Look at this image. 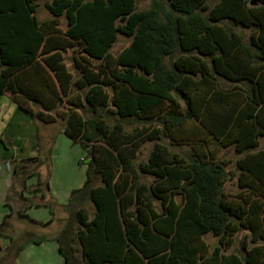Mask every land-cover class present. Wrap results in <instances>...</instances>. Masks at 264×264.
Returning a JSON list of instances; mask_svg holds the SVG:
<instances>
[{
    "label": "trees",
    "instance_id": "obj_1",
    "mask_svg": "<svg viewBox=\"0 0 264 264\" xmlns=\"http://www.w3.org/2000/svg\"><path fill=\"white\" fill-rule=\"evenodd\" d=\"M39 1L0 0V94L33 120L63 122L88 156L63 207L74 221L57 239L65 263L80 264L76 250L84 264H264V0H150L144 11L136 0H51L44 22ZM117 35L131 40L113 56ZM142 139L153 145L135 165ZM184 141L188 156L170 150ZM230 147L236 197L217 158ZM242 229L254 245L238 255L202 241L227 246Z\"/></svg>",
    "mask_w": 264,
    "mask_h": 264
},
{
    "label": "rangeland",
    "instance_id": "obj_2",
    "mask_svg": "<svg viewBox=\"0 0 264 264\" xmlns=\"http://www.w3.org/2000/svg\"><path fill=\"white\" fill-rule=\"evenodd\" d=\"M42 1V0H41ZM38 2L39 6L36 12V17L39 22H44L49 19H51V16L47 13V11L43 7V1ZM216 0H208L209 4H212ZM253 3V1H252ZM150 6V0H136V9L138 11H144L148 9ZM59 24L61 28H64L65 26V20L64 18H61L59 20ZM237 32H240L244 35V37H247L249 34V30H242L240 28H235ZM130 38L117 35L116 41L113 44L112 48L110 49V54L113 56H116L119 54L130 42ZM71 54L72 51L68 50L63 55V63L65 64L67 70L71 73L73 77L77 76L76 71L73 69L72 63H71ZM225 87H229L228 84L224 85ZM75 93L72 91L70 94V97H73ZM10 103V102H9ZM62 105L65 108H67L69 105L63 101ZM39 110V108L35 107L34 111ZM0 122L1 117L5 114H8L7 107L3 105V107L0 109ZM39 122V121H38ZM42 124V122H40ZM3 129H1V133L6 135V127L8 123L3 122ZM46 127H49L48 130L50 131L53 140L56 145L54 149L49 152H44L43 157L41 161L38 160V164H40L37 167L39 175H32L29 178L25 180V177L23 179H20L19 177L16 179V184L21 186V188L26 186L27 188H32L34 186H37L38 184L41 185L42 189H45L48 186V192L51 195H55V198H59L63 195H65L69 190H73L78 188L79 185L83 182L85 178V170L88 163V156L86 152H84L78 145L72 144L70 139L65 136L63 133L59 135V131L63 132V122L57 121L54 124H43ZM137 127L139 129L141 127L140 124H134L129 125L126 127L127 131H132L133 128ZM40 132V129H39ZM27 131H22L20 127L15 129L13 132L14 137H10V140L5 141L4 146L6 148H9L10 153L7 159L9 160H3L0 157V192L2 189H4L6 185V180L10 181L14 165L19 162L20 156L25 157V154H28L30 152V149L32 147L33 141L30 139V137H26ZM54 133V134H53ZM41 135V133H39ZM168 144V141L165 142ZM153 143L147 141V139H142L141 144L139 147L138 152L136 153V157L134 159L135 165H138V163H142L146 161L147 156L149 155ZM173 146L169 147L172 152H176L182 156H188L189 154V141L181 142L180 144H172ZM0 147L2 148V143L0 141ZM1 150V149H0ZM51 152H53V159L51 158ZM1 156V155H0ZM239 156L234 153L232 147L224 149L219 151L218 153V159L221 161H224L226 163V171L228 173L226 182L224 184V192L231 195L232 197H236L239 193V189L236 186V179L233 178V175L230 173L236 174L235 171V161ZM35 165H32L29 167V172H32L35 170ZM33 169V170H32ZM27 173V168L25 169ZM25 173V172H23ZM17 177V176H15ZM141 182L149 183L151 181L150 177H141ZM99 182H95L93 185H98ZM27 195H30V193L27 192ZM13 196L17 197V193L13 191ZM181 196L176 197V199L179 201ZM157 207V205L155 204ZM26 212V215L30 214L31 216H35L40 220L41 222H47L52 219L53 224H51L49 227H46L44 231L46 236H49V234L53 233L56 230V226L60 224L59 221L53 220L55 216V210L53 208H38L37 206H33ZM86 209L91 214V206L87 205ZM10 208L9 206H3L2 203H0V214H7L9 212ZM62 211L64 213L65 219L62 222L63 227L69 225L70 223L74 225V221L71 216H68V213L64 208H62ZM57 212V216H58ZM29 216V215H28ZM2 218V215L0 217V220ZM13 224L14 229L18 230L17 220L16 217L13 218ZM24 224L27 225V227L31 230H35V226L31 224L28 221H23ZM43 231V232H44ZM42 233V232H41ZM202 241L208 246L209 253L212 252L215 248H219L221 252L224 254H241L243 253V247L249 248L254 244L250 243L249 235L247 230L242 229L237 234L233 236L231 239V243L229 245H221L219 244L218 238L212 237L210 234H207L202 237ZM71 247L77 249L78 243L76 240H73L70 242ZM256 244H263L262 241H257Z\"/></svg>",
    "mask_w": 264,
    "mask_h": 264
},
{
    "label": "crops",
    "instance_id": "obj_3",
    "mask_svg": "<svg viewBox=\"0 0 264 264\" xmlns=\"http://www.w3.org/2000/svg\"><path fill=\"white\" fill-rule=\"evenodd\" d=\"M42 1L43 6L47 2H51V0ZM3 105L7 107L8 114H5L1 117L0 131L3 129V122L8 123V125L6 127L7 136H4V134L0 132V141L2 143V148L0 147V157L3 160H9L7 158L9 156L10 150L4 146V143L5 141L10 140V137H14L12 134L18 127H20L22 131H25L26 129L27 133L25 135L26 137H30V139L33 141V145L30 149V152L25 154V157L20 156V159L18 160L19 162L14 165L15 167L13 168L10 181L7 178L6 185L0 192V203H2L3 206H9L10 208L7 214H0V217L2 215L0 224L3 217L8 216V224L0 230V264H66L64 257L59 251V242L57 239L61 235L63 229L61 221H64L65 219L62 208L67 203L72 190H69L65 195L59 198H55V195H51L48 192V186L45 189H42L41 185L38 184L37 186L29 189L26 186L21 188V186L16 184V179L18 177L20 179L25 177L26 180L32 175H39L37 167L40 164L37 162L38 160L41 161L44 152H49L50 150L52 151L54 149L56 140L54 142L53 137L48 130L49 127H46L40 122L33 120L25 112L18 110L15 103L11 100L9 94L7 93L0 94V109L3 107ZM39 133H41V135H39ZM61 133L62 132L59 131V135ZM46 149L49 151H46ZM52 153L53 152H51V158L53 159ZM33 157L37 158V161L23 162L25 159ZM32 165H35V170L29 172L28 168ZM26 168L27 173L25 170ZM83 182L78 186V188L82 186ZM13 191L17 193V197L13 196ZM27 192L30 193V195H27ZM29 203L31 205H29ZM37 204L40 205L37 206L38 208H53L55 210V216L53 220L60 222V224L56 226V230L49 234V236L45 235L46 231L44 230L46 227H49L54 223L52 222V219L49 220L50 223L47 224L48 221L41 222L38 220V218L31 216L30 214H28L29 216L27 215V217L22 216L26 214L28 209L30 211V208L36 206ZM22 210H25V213L22 214ZM57 212L59 214L58 216ZM14 217H16V220L18 221V230L14 229V224L12 221ZM29 219L33 222H30ZM23 221L30 222L33 224V226H35L36 229H29L27 225L23 223ZM39 239L40 241H38ZM64 243L66 245H70L69 241H64ZM74 258L80 264H84L80 253L76 250L74 251Z\"/></svg>",
    "mask_w": 264,
    "mask_h": 264
}]
</instances>
